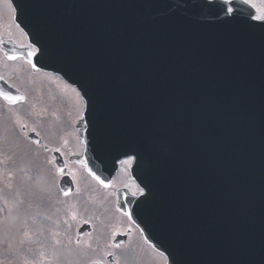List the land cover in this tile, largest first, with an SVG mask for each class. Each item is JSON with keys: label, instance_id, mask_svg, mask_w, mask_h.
I'll return each mask as SVG.
<instances>
[{"label": "water", "instance_id": "1", "mask_svg": "<svg viewBox=\"0 0 264 264\" xmlns=\"http://www.w3.org/2000/svg\"><path fill=\"white\" fill-rule=\"evenodd\" d=\"M11 1L29 62L82 94L76 161L104 183L136 157L145 193L118 208L167 264H264V22L220 0Z\"/></svg>", "mask_w": 264, "mask_h": 264}, {"label": "rangeland", "instance_id": "2", "mask_svg": "<svg viewBox=\"0 0 264 264\" xmlns=\"http://www.w3.org/2000/svg\"><path fill=\"white\" fill-rule=\"evenodd\" d=\"M254 2L256 5L258 4L260 9H264L262 0H254ZM53 80L55 79L47 73L35 77L34 81L39 86L30 84L26 89L29 105L12 109L7 108L4 111L5 114L1 116L7 118L8 126H6L7 122L4 125L18 133H21V126L23 125L33 126L40 135L47 139L51 146H59L62 139L70 141L73 128L72 125L65 123L69 120L68 117H61L62 122L59 117H56L55 108L52 107L53 104H46V100L49 98L51 103L58 104L59 113L62 112L61 115H69L71 113V117L80 116L83 103L80 95L75 96L72 93V90L75 92L73 88L71 90L66 86L69 90L63 93L62 90L58 91L55 88ZM58 127L60 129L57 132ZM6 131L7 129L3 128L2 124L0 126V142L6 140L7 134L3 135ZM15 137L17 138V134ZM71 141L75 142L77 140L73 137ZM18 142L19 146H28L30 148L28 144L24 145L19 138ZM0 150V227H5L6 229L0 235V241H8L0 243V264H23V261L25 264H56V261L57 264H78L81 258L79 253L72 252L74 249L66 245V243L59 246L60 242L65 239L66 242L83 252L84 257L88 254L89 260L99 256L97 251L99 247L95 248L96 253L89 251L94 248L96 243L94 242L95 237L93 234L85 235L79 244H75L72 241L74 231L81 222V215L78 213L73 215L72 221H70L66 213H62L60 219L52 217L48 221L44 214L43 217L46 218L44 226L42 216H34L26 222V215L22 213V210L26 214L30 212V216H28L30 218L36 213L35 210L39 204L44 202L43 197L49 198L51 194L55 193L56 179L53 169H51V154L43 153L42 157H44V160L41 162L44 163L46 161L48 165L40 163L42 170L36 171L34 166L29 165L31 162L27 161L25 156H21L18 150L14 149L10 143H6L3 149L0 147ZM37 154V152L34 153V156L37 157ZM116 177L121 182L127 180V176L123 172L118 173ZM75 178L78 191H83L84 187H88L87 181L89 186L98 188V184L94 179L85 176L86 181L80 173H76ZM19 204L21 207L17 209ZM34 224H37V229H34ZM16 242H20L18 253L20 258L15 263L12 255L13 251L17 250ZM58 246L57 254L59 256L55 254ZM88 252L91 254L89 255ZM153 252V250L144 252L145 261H148L146 264H162V260L159 262V258Z\"/></svg>", "mask_w": 264, "mask_h": 264}, {"label": "flooded vegetation", "instance_id": "3", "mask_svg": "<svg viewBox=\"0 0 264 264\" xmlns=\"http://www.w3.org/2000/svg\"><path fill=\"white\" fill-rule=\"evenodd\" d=\"M14 14V10L12 9L11 4L9 3V0H0V41L1 39H10L16 42L17 44L21 46H28L31 52L34 51V48L29 45L28 41L26 40L25 34L19 30V28L16 26L14 21L12 20ZM40 71L32 72L31 66L29 63H27L23 58H16L13 61L7 59L3 53L0 52V76L7 80L11 85H14V83H19L22 85V88H24L25 85H28V82L32 80L35 75L40 74ZM0 103H3L0 99ZM27 127V126H26ZM29 130H33L31 127H27ZM77 141L70 143L67 140H63V143L61 146L58 147V151L62 153L63 157L69 158L71 154L73 153H79ZM37 150H44V147L41 145L34 146ZM46 153H49V151H45ZM129 160H125L123 163V166L128 167ZM70 175L74 177V170L71 169ZM127 185V186H126ZM120 187H129L132 192H136L138 190V187L135 186V184L129 182L128 180H125L121 182L116 178H114L113 184L109 188H100L98 187V190L102 197L100 198L102 201L104 200V203L107 202V205L115 204L117 201V195L116 191ZM74 193L69 197H62L63 202V209L70 208L73 203H77V199H81V196H78L77 198H73ZM72 197V198H71ZM70 201H69V200ZM75 199V200H74ZM110 203V204H109ZM116 230L114 229L113 234L117 235L118 232L125 231L128 232L127 237V243L126 244H120L117 246L113 245V241L111 238H108L105 234H100L98 236L97 242H99L100 247L97 249V251L103 255L106 256V260L108 263L102 262L103 264H139L138 261H125L126 256L125 254L128 253L127 247L128 243L133 242L134 235H136V228L131 224L129 219H126L125 217L122 218L120 216H116ZM126 219V220H125ZM80 239H76V242H79ZM76 252V251H75ZM81 252V251H80ZM109 255V256H108ZM113 256V259H112ZM111 258V259H110ZM34 264V263H32Z\"/></svg>", "mask_w": 264, "mask_h": 264}, {"label": "snow or ice", "instance_id": "4", "mask_svg": "<svg viewBox=\"0 0 264 264\" xmlns=\"http://www.w3.org/2000/svg\"><path fill=\"white\" fill-rule=\"evenodd\" d=\"M246 2H248V0H246ZM262 2H264V0H262ZM252 7L255 8L256 5L255 4H252ZM229 11H231V10H229ZM260 11L264 12V9H261ZM252 19H255V20H259L261 22H264V14L254 15V16H252ZM65 194H67V193H65Z\"/></svg>", "mask_w": 264, "mask_h": 264}]
</instances>
